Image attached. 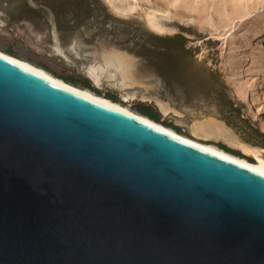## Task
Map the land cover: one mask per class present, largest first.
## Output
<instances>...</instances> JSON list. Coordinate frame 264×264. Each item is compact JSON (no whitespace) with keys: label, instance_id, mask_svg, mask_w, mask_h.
I'll return each instance as SVG.
<instances>
[{"label":"water","instance_id":"water-1","mask_svg":"<svg viewBox=\"0 0 264 264\" xmlns=\"http://www.w3.org/2000/svg\"><path fill=\"white\" fill-rule=\"evenodd\" d=\"M0 264H264V175L0 55Z\"/></svg>","mask_w":264,"mask_h":264},{"label":"rangeland","instance_id":"rangeland-1","mask_svg":"<svg viewBox=\"0 0 264 264\" xmlns=\"http://www.w3.org/2000/svg\"><path fill=\"white\" fill-rule=\"evenodd\" d=\"M114 1L0 0V51L55 77L87 81L101 96L112 95L135 112L141 104L150 105L169 128L204 144L225 145L255 162L227 140L196 136L193 127L217 119L244 142L264 149V128L231 79L240 46L264 19V0ZM148 16L158 28L147 24ZM113 51L136 62L138 85L130 91L135 98H126L105 79L96 84L86 73ZM77 87L90 90L81 83ZM158 101L178 114L164 116Z\"/></svg>","mask_w":264,"mask_h":264},{"label":"bare ground","instance_id":"bare-ground-1","mask_svg":"<svg viewBox=\"0 0 264 264\" xmlns=\"http://www.w3.org/2000/svg\"><path fill=\"white\" fill-rule=\"evenodd\" d=\"M108 3L117 12L125 13V10H122L123 8L120 9L121 8L120 6H119L120 8L115 6L114 3L111 1ZM133 8L134 7H132V10H134ZM126 11L128 12L130 10L126 9ZM147 24L151 27L158 28L154 20V17L152 16H148ZM254 29H255L253 32L254 34L251 35L252 38L251 39L246 38L247 40L246 42H244L245 44L243 43L240 46V48L242 49V53L239 55L240 59L238 64H236L237 66L233 70L232 73L233 75H231L233 77L231 79H233V84L236 90V94L241 99L247 102L248 109L251 111V114L253 115L254 119L257 122H259L260 125L264 128V19L261 22H259ZM61 53L62 52H60L59 54ZM0 55L11 59L16 63H18L19 65H21L22 67H24L25 69L40 74L48 78L53 83L68 88L71 91H74L79 95L87 97L94 102L131 114L141 119L142 121L152 125L155 128L162 129L163 131L169 133L173 137L179 138L182 141H185L191 145L209 151L220 157L229 159L235 163L243 165L251 170H254L264 175V149L244 142L223 122H220L217 119H210L205 122L196 124L193 127L194 134L196 136H202L203 138L208 140L211 139L227 140L230 144L236 145L243 152L244 155L253 158L255 162H250L246 158L238 157L231 153H227L215 145L204 144L196 140L190 139L176 132L174 129L166 127L155 121H152L148 117L143 116L140 113L135 112L128 107H124L119 103L113 102L112 100L107 99L106 97L98 96L97 94L91 92L90 90L81 89L74 85L68 84L65 81L53 76L44 69L32 65L31 63L11 57L10 55L5 54L1 51H0ZM102 56H103V61H102L103 63H95L88 66L86 68L87 75L90 78H92L96 84H101L103 82V79H105L106 81L111 83L114 87L124 92L126 98H135L136 94L130 93V91L136 88V86L138 85V81L136 79V74H135V64H134L135 61H133V59L130 56H127L126 54L121 52L113 51L107 54H103ZM246 62L248 63V65H245ZM158 107L164 116H169L171 114H178V112L167 102L158 101Z\"/></svg>","mask_w":264,"mask_h":264},{"label":"trees","instance_id":"trees-1","mask_svg":"<svg viewBox=\"0 0 264 264\" xmlns=\"http://www.w3.org/2000/svg\"><path fill=\"white\" fill-rule=\"evenodd\" d=\"M7 53H9L11 55H15L11 51H9ZM56 77L59 78V79H61V80H63V81H65L66 83L71 84V85H74L76 87H77L78 84L81 83L84 87L90 89L91 91H93L94 93H96L98 96H101V93L99 91L93 89L91 87L90 83H88L87 81L79 82V81H77L76 79H74L72 77H58V76H56ZM106 98L112 100L113 102H117L116 101V97H114L112 95H108ZM137 111H138V113H140L143 116L148 117L152 121H155L157 123H160V124H162V125H164L166 127H171V125L167 124L166 122L161 121L158 113L155 112L154 109H153V107H151L150 105H142L141 104V105L138 106ZM174 129H175L176 132H178V133L181 134V130L179 128H174ZM218 147L220 149L224 150L227 153H231V154H233L235 156H238V157H241L242 156L239 152L234 151V150L226 147L225 145L219 144Z\"/></svg>","mask_w":264,"mask_h":264}]
</instances>
